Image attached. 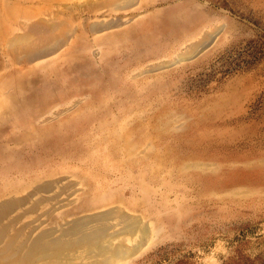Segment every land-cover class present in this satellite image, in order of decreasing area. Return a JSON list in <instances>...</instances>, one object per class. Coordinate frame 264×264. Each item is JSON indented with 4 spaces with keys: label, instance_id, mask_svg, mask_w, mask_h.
Returning <instances> with one entry per match:
<instances>
[{
    "label": "rangeland",
    "instance_id": "374dc122",
    "mask_svg": "<svg viewBox=\"0 0 264 264\" xmlns=\"http://www.w3.org/2000/svg\"><path fill=\"white\" fill-rule=\"evenodd\" d=\"M119 2L62 13L75 31L69 42L26 65L0 48V80L34 67L32 86L54 97L33 122L6 114L12 104L0 93V152H17L1 162L41 179L67 176L52 191L54 211L43 213L48 202L25 220L40 217L41 230L117 206L149 232L116 236L134 253L115 264H264V0ZM60 8L0 0V40ZM119 17L95 33L83 27ZM22 133V144L6 140ZM13 176L0 179L23 181Z\"/></svg>",
    "mask_w": 264,
    "mask_h": 264
},
{
    "label": "bare ground",
    "instance_id": "6f19581e",
    "mask_svg": "<svg viewBox=\"0 0 264 264\" xmlns=\"http://www.w3.org/2000/svg\"><path fill=\"white\" fill-rule=\"evenodd\" d=\"M52 1H55L65 9L60 8L58 11L54 12L50 17L51 20L39 18L32 23H24L22 25V32H16L8 37L6 36L3 41L2 39L0 40L2 41L0 48L3 51L1 52L8 55L12 59L13 63L26 65L39 57L56 52L69 42L75 31L70 26L69 22L66 21L64 17L60 16L62 13H66L69 10L72 12L71 10L79 8H88V6L102 7V5L108 2H116L119 4V1L122 0H94L93 2L89 1L87 6L71 1H69L71 3H68L66 2L68 0ZM129 1L132 2V0H128V2ZM135 1L137 2V0ZM131 2L124 4L125 6L130 7ZM49 7L41 6L38 10L43 13H48L51 12L50 9L48 10ZM0 16L4 17L6 15L5 13H2ZM102 23L101 21L100 23L94 22L90 26H86L85 24L83 27L87 31H92L95 33L108 27L120 25L122 21L119 17L118 19H112L109 23L106 21L105 23L107 24ZM204 41L206 42V40ZM204 41L200 40L190 43L186 50L180 54L181 58H185L190 53L195 52L198 48H200V46L203 44L202 42ZM176 60H178V58ZM1 64L2 63H0V70L3 69ZM164 65L166 64H162V66ZM7 67L5 68L8 71L9 68ZM31 69L29 68L28 70H23L22 68H14L8 72H3L1 77L4 78L0 80L2 82L0 84V93L8 92L7 97L12 104L8 108V113L6 114L12 116L17 115L18 113L28 112L30 114L29 120L34 122L39 119L40 112L47 109V105L53 101L54 97L43 95L39 89H34L32 86L33 80L29 78V76L33 73V70ZM3 82H5V85ZM8 88H14V90L12 89V91H10ZM45 119L48 120L49 117ZM33 125L35 124L33 123ZM27 139L24 138L22 133V136L20 137H10L9 135L8 139L6 140L11 143L22 144V142ZM37 139L39 138L34 140L37 142ZM55 143H57L56 138L46 142L43 141L39 148L44 149L49 147L51 149ZM32 145L30 146L31 152L33 149H37ZM10 149L11 148H8V150L3 149L0 152V178L4 177L6 172V174H12L16 178H19L18 181H20V178L23 181L13 184L4 182L2 179H0V264H115L121 259L134 253L133 248L128 244H125V241L122 242L119 240L118 242H115L114 239L116 236H119L120 233L134 234L136 231L140 230L141 236L145 237L147 232H149L147 224H143V221L140 222V220L137 218V215L126 213L124 212L125 210L123 211L117 206H113L105 210H97L88 214L74 217L72 219H63L65 222L60 223L59 221V225L57 227L53 226L39 230L38 228L42 223L39 222L40 217L35 216L36 218L31 220H25V217L29 214L37 212L43 206V204H48V202L51 203L52 206H50L47 210L45 209L43 213H46L47 215L51 214L56 207L55 199L58 197V195L55 196L52 191H54L53 189H55L56 184L59 181H63L67 176H58V178L48 177L41 179L43 178L40 175L41 173L39 174V172H37L36 174H29L24 170L26 168H20L17 162L11 163L13 162L11 161L10 163H2L1 161L5 157L13 153H17L15 150ZM20 150H22V148ZM29 156H31L30 153ZM68 183L71 184L73 182ZM69 184H67L68 186L64 185L65 189L70 186ZM60 188L64 189V187ZM61 189L60 191L62 192L63 190ZM43 192L47 194H44ZM63 199L64 198L61 200ZM58 207L59 206H57V208ZM110 219H115L116 221L118 220L117 223L121 224L122 227L116 229L117 223H109ZM41 220L44 221L45 219L43 220L41 218ZM112 225L115 226L114 231L110 230ZM84 257L90 258L91 261L83 260Z\"/></svg>",
    "mask_w": 264,
    "mask_h": 264
}]
</instances>
